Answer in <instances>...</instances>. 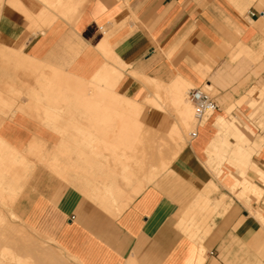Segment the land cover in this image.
<instances>
[{"label":"crops","instance_id":"0c3cea01","mask_svg":"<svg viewBox=\"0 0 264 264\" xmlns=\"http://www.w3.org/2000/svg\"><path fill=\"white\" fill-rule=\"evenodd\" d=\"M9 5L0 16L4 47L23 48L52 69L86 81L116 79L113 90L119 94L113 92L138 103L156 89L147 78L169 84L182 76L191 84L188 93L205 85L218 91L219 101L214 99L215 114L196 126L197 135H190L160 178L149 180L152 169L140 178L137 185L143 186L130 201L136 182L126 184L125 176L139 175L140 159L152 158L144 138L124 131L139 123L126 124L124 118L99 123L82 112L105 109L58 104L49 109L68 111L57 122L68 131L62 135L43 119L14 111L0 125L1 138L24 155L42 143L46 158L51 153L50 160L58 158L68 168L76 164L68 177L38 165L16 205L23 224L62 251L68 264H264L262 224L231 191L237 168L224 162L217 178L206 164L218 132L216 117H227L226 109L241 99L235 110L247 116L253 109L245 99L249 89L264 86V0H90L75 24L44 0H9ZM21 102L27 104L28 97ZM145 110L144 123L152 127L153 108ZM165 110L178 107L169 103ZM248 138L246 132L244 141ZM61 142L74 143L73 156L69 149L62 155ZM251 160L264 169V153ZM253 171L248 175L256 182ZM208 188L213 193L205 202L201 195Z\"/></svg>","mask_w":264,"mask_h":264},{"label":"bare ground","instance_id":"6f19581e","mask_svg":"<svg viewBox=\"0 0 264 264\" xmlns=\"http://www.w3.org/2000/svg\"><path fill=\"white\" fill-rule=\"evenodd\" d=\"M248 1H250V0H248ZM44 2H45L46 5H49L50 7H52L54 13L59 14L63 19L70 21V23L71 22L74 23L75 18H78V14L80 12H82V10H84L85 6L90 2V0H44ZM14 52L17 55L20 54V51L18 49H15ZM255 58H258V57H255ZM256 60L257 59H255V61ZM42 62H44V61H42ZM42 62H41V64H42ZM39 64H40V62H39ZM36 65H38V64H36ZM107 65H108V63H107ZM47 66L48 65H45L43 63L41 65V67L38 66L39 68L38 67L37 68L32 67L33 68L32 69V74H34V76H35L34 80H35L36 86L38 88L36 89V91L34 89L31 92V94L34 95V101L35 102L39 103L40 105L44 104L43 108H45V109H49V108L53 107L54 105H58V104H66V105H68V104H76L78 107H80L82 109L83 108H98V109L102 108V109H105V110H89V111L86 110L87 112L83 111L82 113H84V114L86 113V115H88L90 117V119L92 118V119H94L96 121H99V123L103 122V121L105 122V121L111 120V119H114V120L118 119L119 120V119H122V118H124L126 120V124L129 123V122L130 123L135 122V125L139 123L140 124L139 127H135V128L125 127L124 131H125V133H128L129 131L135 130V133L139 134L141 136L140 138L142 140L143 137L146 135V134H144L145 131L146 130L148 131V129H149V128L148 129L145 128V125L147 127H149V126L144 123L145 120L148 119L145 108L146 107H152L153 108V113H152V117H151L152 118L151 119L152 120V126L157 130L158 133H160V135L163 134V137H159V138H156V139L152 140L154 142L152 144V149L156 150L157 152H159V155H158V161L156 163H152V173L149 176V180L153 181L159 174H161L166 168H168L170 166V164L172 162V158H169L168 155L165 154L166 148L170 147V148H174V150L180 149V147H182L184 145L183 144L184 135H185L187 127L193 125L195 123V120L197 119L196 116H195L194 105L192 104V102L190 100L187 99L188 97H186L187 89H188L189 86H191V84L186 79H184V77H182V76H179L178 78L174 79L171 83L168 84V83L160 82L157 79H152L148 75L147 77L151 78V79L147 78L148 84H150L151 86H154L156 89L153 88V89H155V91L153 90L151 92V94L153 93L152 95L146 96L148 98L145 100L144 103L143 102L138 103V102H135V100L134 101L131 100L132 98L131 99L130 98L129 99L128 98H125V99L123 98L122 99V97L117 95L119 93H117L116 91L113 90L114 85L116 84V79L111 81L108 78H102L101 76H98V77H96L94 79L92 78L93 80L86 81V78H85V80H83L81 78H78L80 76H78V77L74 76V75H76L74 73L72 75L71 74L69 75L68 72H65V71L60 70V69H50L51 72H46L47 71L46 70ZM113 68H114V66H113ZM116 68H117V66H116ZM101 70L103 71V69H101ZM117 71H118V68H117ZM133 72L135 73V71H133ZM134 73H132V74H134ZM137 73H139V72H137ZM138 75L136 76V77H138L137 79H139ZM140 76H141V74H140ZM91 77H90V79H91ZM144 77H145V75H144ZM142 81L143 80H141V82ZM148 84L146 83L144 86H146ZM145 88L148 89V87H145ZM90 89L94 90L95 94H92V95L87 94V92ZM113 91L116 92L117 94H115ZM20 93H21V91H15V94H14L15 98H14V100L12 102V105H17L18 100H19V97L17 95H19ZM250 93H252V92H250ZM147 94H150V93H147ZM146 97H144V98H146ZM167 100L171 104H175L178 107V111L174 112L173 115H172L171 112H169L170 113L169 114L165 110H162L161 107H159L164 101H167ZM117 106H119V108H123V110H111V109L117 108ZM15 109H13V110H15ZM50 116L54 117L53 115H50ZM75 117H77L76 119H78V116H71V118H75ZM216 118H217V120L215 122L216 126L221 127V126H224V125H226V126L229 125V127H231L229 133H232V134L234 133V135H236L237 137H243L244 139L246 138V131H245V129L242 128V125L239 122V119L236 118L237 121L230 120V124H228L229 121H228L227 117L220 115V116H217ZM127 120H130V121L127 122ZM132 120H135V121H132ZM80 130H81V128H80ZM84 132H86V131H84ZM60 133L62 135H65V134L68 133V131L66 129H62V130L59 131V134ZM164 135H167V137L164 138ZM62 140H60V141H62ZM39 141H41V140H39ZM39 141H37V142L35 141V142L38 143ZM64 141L66 142V140H64ZM29 142H30V140L28 141V145H29ZM65 142H64V144L61 142L63 145L61 143H60L61 145L60 144L58 145V146H62L61 147L62 148L61 149L62 155H63V153L69 154L68 153V149L70 150L69 152L72 151L70 153V154H72L73 150H71V148H69L72 145V143H71V145L69 144L70 146L68 145L69 147H67L68 143L65 144ZM55 144H57V143H55ZM41 145H42V143H41ZM41 145L34 144V145L31 146V150L33 149L32 150L33 152H35L34 150H37L36 152L42 151V149H44L45 146L42 145L43 148H41L40 147ZM54 146L56 147V145H54ZM73 146H74V143H73V145L71 147H72V149L73 148L75 149V146L74 147ZM76 147L79 148L78 144L76 145ZM80 147L83 149L82 146H80ZM139 147H141V146H139ZM28 148L30 149L29 146H28ZM53 150H55V148ZM58 150H59V148H58ZM58 150H57V152H60ZM28 151H30V150H28ZM29 153H27V154L29 155ZM35 153L32 154V155L34 156ZM45 153H46V151H45ZM59 154L60 153H58V155ZM25 155L23 154L22 149L20 151L18 148H16V146H12L10 143L6 142L3 138L0 137V203L2 204V206L7 207L9 209V211L11 212L12 217H14V218L15 217L18 218L19 216L17 215L16 212H14L12 210V206H13L14 202L16 201V199L18 198L19 193L22 191V189H23V187L25 185V182L27 181L26 180L27 177H25L24 176L25 174L22 173L23 174L22 178L23 179L25 178V180L19 182V180L21 179L20 176L22 175V174H20L21 169L19 170V166H20V164L22 165V162L24 161V159H25V162H26V156H28V155H26V156ZM36 155H37V153H36ZM38 155H40V154H38ZM45 155L46 154H44L43 157ZM48 155H47L46 159L50 160V158H48ZM50 155H51V153H50ZM50 155H49V157H50ZM56 155H57V153H56ZM73 155L74 154H72V156ZM33 156H32V158H33ZM39 157H41V155ZM222 157H225V156H222ZM34 158L38 159L37 156L34 157ZM71 158H72V161H73L74 157H71ZM43 159H45V158H43ZM68 159H69V157H68ZM70 159H69V161H71ZM29 160H31V159H29ZM39 160H40V158H39ZM64 160H65V158H64ZM78 160L79 159L75 160L74 162L76 163V161H78ZM83 160H81V163L83 162ZM28 161H27V163H29V164L27 166H30V161L29 162ZM128 161H130V160H126V162H128ZM49 162L52 163V164L50 163L51 166H53L57 171H59V173H63V176H65V177H68V171L70 172V169L72 170L71 167L73 165L70 166L69 167L70 169H69L68 168V164L67 163L62 164V162L58 158L54 159V160H51ZM75 165L73 167H75ZM84 165H83V167H85ZM27 166H25V169L28 168ZM78 166H76V168ZM83 167L81 166L79 170L82 171ZM78 168L76 170L74 169V172L75 171L77 172ZM28 169H27V171H28ZM23 171H25V170H23ZM82 172H84V171H82ZM82 172H81V174H82ZM253 173L257 177V173H255V172H253ZM131 179H132V176H125L126 184H128ZM238 181H239V183H241L243 185L245 190L247 189L248 191H250V195H252V196H254L256 194H258L256 196H259L260 194L262 195L261 186H259L255 182H253L251 180V178L249 177V175H245L243 180H239L238 179ZM236 183H238V182H236ZM235 185L237 186V184H235ZM142 186L143 185H137L136 186V188L133 190L134 195L139 193V189ZM4 207H3V209H4ZM3 209L0 207V221L8 219L7 216L4 214ZM258 216L259 217H256L258 219V221L264 222V215L263 214H259ZM6 223H5V225H8ZM0 225H1V223H0ZM9 226H10V224H9ZM9 226H7V227H9ZM7 227H5V228H7ZM3 228H4V226H3ZM21 229L20 230L17 229L18 232L21 231ZM4 230L5 229H3V231ZM10 230H11V228H10ZM3 231H2V234L5 235V233H3ZM23 231H25V230H23ZM5 232H6V235H7V230H5ZM14 233H15V231H14ZM23 233H25V232H23ZM19 235H21V233H19ZM23 237H25V236H23ZM23 237H21V238H23ZM10 238H14V239L17 240V237L12 235V234L7 235V237L5 236V239L3 237L5 242L2 241V243L0 245V247H1L0 254L2 255V257L7 259L8 261L10 260V263L13 262L14 264H35L34 260L30 259L31 255H30V257L29 256H25V255L23 256V255L19 254L18 252H16L15 248L18 247V245H20L21 242L18 243L19 242L18 241V242L15 243L13 241V243H12L10 241ZM18 239H20V237ZM23 239H25V238H23ZM29 239L25 240L26 247H27L28 241H29V243H31V241ZM20 240H22V239H20ZM3 242H4V244H3ZM22 243H24V242H22ZM16 244H17V246H16ZM14 245H15V247H14ZM31 246H32V244H30V247ZM19 247L17 249H19ZM32 247H33L32 250H33V253H34V251H35L34 249L36 247L35 248H34V246H32ZM46 247H49V246L47 245ZM20 249H21V247H20ZM27 250H29V249H27ZM32 250H31V252H32ZM40 252L39 253L37 252V254L40 255ZM45 252H47V251H45ZM60 253H61V251H60ZM35 254H36V252H35ZM27 255H29V254H27ZM35 257H37V259H38L37 255ZM35 257H33V258H35ZM49 257H51V256H49ZM43 260H44V258L41 260V262ZM46 260H48V258ZM58 260H60V259H58ZM48 262H50V261H48ZM48 262L45 261V264H47ZM37 263H39V261ZM56 264H59V263H56Z\"/></svg>","mask_w":264,"mask_h":264},{"label":"rangeland","instance_id":"374dc122","mask_svg":"<svg viewBox=\"0 0 264 264\" xmlns=\"http://www.w3.org/2000/svg\"><path fill=\"white\" fill-rule=\"evenodd\" d=\"M5 6L11 7L9 5V0H0V16H1L2 11H3ZM33 26H36V25L33 24ZM36 27H38V26H36ZM37 30L38 29H34L32 31H37ZM6 42H8V41L5 38L2 39L0 36V46H2V47H0V125L4 121V119L8 116H11L14 113V111L23 110V111H26L30 114H33L34 116H36L40 119H43L44 121H46L47 124L54 126L58 131H60V128L62 126L58 125L57 122L65 113H68V111H66V110L65 111H58V110H54V109H45V108H43L44 104L40 105L39 103L35 102L34 101V95L31 94V92L34 89H35V91L37 89V86H36V83L34 80L35 76H34V74H32V69H33L32 67H34V68H37L38 66L41 67V65L43 63L41 64V61L36 60V59L24 54L23 48L21 50L18 47V50H20V54L17 55L12 48L4 47L6 45ZM39 62H40V64H39ZM36 64H38V65H36ZM50 69H52V67H50V68L46 67L47 72H51ZM22 73H24V74H22ZM263 75H264V73H263ZM263 83H264V78H263ZM257 86H258L257 84H254L249 89L248 95L245 97L246 100L249 99L250 107L253 108L250 112H247V116H244L241 113L238 114V111L235 110L236 106H240L244 102V101H241L242 99L239 100L236 104H233L232 106H230L229 108L226 109V111L228 112V113L226 112L228 114L227 115V119L229 121L228 124H230V120L237 121L236 120V118H237V119H239L240 123L243 125L242 126L243 129H244V125H245V127H248L250 130H252V132L246 131L249 135L247 142L244 141L245 139L243 137H237L236 135H234V133L233 134L229 133L230 129H231V127H229V125H227V126L224 125L221 127L217 126L218 132H217L215 138L213 139V141L211 142V144L207 150L209 159L206 162V164L211 169L214 176L217 178L222 177L221 176L223 173L222 165L224 162H229L230 164H233L237 168V171H238L236 176H235L236 182H238V183H235V184H237V186L234 185L232 187L231 191L233 192V194L236 196L237 199H239L242 203L246 204L247 208L249 210H251L252 214H254L256 217H259L258 216L259 214L264 215V209L261 208V205L264 204V169L259 167L256 163H252V160H251V157L254 154L264 153V86H258V87ZM202 87L205 88V85H203ZM194 88H196V87H192L190 91H192ZM15 91H21V93L19 95H17L19 97L17 105H12V102L15 98V96H14ZM210 92H211V95L213 96V98L216 99L218 91L216 89H213ZM250 92H252V93H250ZM188 96H189V93L187 92L186 97H188ZM27 97H28L27 104H23L21 101L27 99ZM187 99L189 100V98H187ZM216 101L219 103V101L217 99H216ZM168 103H170L168 100L164 101L159 107H161L162 110H165ZM13 109H15V110H13ZM165 111L169 113V111H167V110H165ZM173 112L174 111L171 110L172 115H173ZM50 115H53L54 117H52ZM257 120H259L260 122ZM197 123H198V121L196 119L195 123L193 125L187 127L185 135H184V142H183L184 145L188 142V140H190L191 132L196 130ZM145 128L146 129L149 128V129H148V131L146 130L144 133V134H146L143 137L145 142H142V145L147 147V148L144 147V150L152 152V158L140 159L139 165H138L139 169L135 170V171H139V175H132V179L128 183V184H132L133 181L135 180L136 183L133 186V190H134V187H136V185L138 184L140 178L143 175L149 173V171L152 169V163H156L158 161L159 152L152 149V144L154 142L152 141L151 143H149L148 142L149 137L152 140L159 138V137H163V134L160 135V133H158L157 130L153 126L152 127H145ZM150 135L152 136V138ZM165 137H167V135H164V138ZM184 145L182 147H184ZM182 147H180V149H177V150H174V148L167 147L168 149L166 148L165 154L168 155L169 158H172V162H173L175 160V157L178 155V153L182 149ZM34 151L36 152L37 150H34ZM35 152L31 151L29 153V155L31 157L28 159L26 158V162L24 159V161L22 162V165L20 164V166H19V170L21 169L20 174H22V173L25 174L24 176L27 177L26 178L27 181L25 182V185H24L22 191L19 193L18 198L16 199V201L14 202V204L12 206V210L14 212H16L18 215H19V213L17 212V209H16L17 202H18L21 194L23 193L28 181H30V179L35 174L38 165L47 164L51 170L55 169L53 166H51L52 163L49 162L51 160L48 161V159H46V156L43 157L44 153L42 151L36 152L37 155ZM34 153H35V155L33 156L32 154H34ZM38 154H40L41 157H39L40 155H38ZM32 156H33V158H32ZM36 156L38 157V159L34 158ZM222 156H225V157H222ZM39 158H40V160H39ZM43 158H45V159H43ZM29 159H31V160H29ZM28 160L30 161V166H27L29 164V163H27ZM172 162H171V164H172ZM23 164L29 168L28 169L26 167L28 169V171H27V169H25V166ZM31 166L33 168L34 167L35 168L33 169ZM168 168H166L161 174H159L155 180L160 178L161 175ZM250 169L254 170L253 172L257 173L256 178L258 179V181H256V182L254 180H252V181L255 182L256 184H258L259 186H261V188H262V195L260 194L261 196L260 195L256 196L258 194L254 195V196L250 195V191H248L247 189L245 190L243 185L241 183H239V181H238V179L243 180L244 176L249 174L248 171ZM23 170H25V171H23ZM23 174L20 176L21 179L19 180V182L25 180V178L24 179L22 178ZM212 186H213V184L211 185V187ZM133 190L130 193L129 201L132 200V198L134 197ZM212 193H213V191H211L210 188L206 189L204 194L201 195V199L204 200L205 202H207L209 199V194H212ZM127 203L128 202H125V204H127ZM252 203H256L257 207H253ZM0 207L3 209L4 206H2V204L0 203ZM120 208H124V206H121ZM7 209H8L7 207H4L3 211H4V214L7 216L8 219L0 221V223H1V225H0V229H1L0 230V232H1L0 233V245H1L2 241H4L5 236L7 237V235L12 234V235L17 237V240L14 238H10V241L12 243H13V241L15 243L18 241H19L18 243L21 242V244L18 245V247L20 246L21 249H20V247H19V249H17L18 247H16L15 248L16 252H18L19 254H21L23 256L25 255V256L30 257V255H31L30 259H33L35 264H39V263L41 264L42 262H43L42 264H45V261L46 262L50 261L47 264H55V263L68 264L69 263V259L67 257H64V255L62 254V251L60 253L59 250H56L54 248V245L49 240H45V239L38 237L34 232H32L30 229H28L23 224V222L20 218V215L18 218L17 217L14 218V217H12L9 209L8 210ZM213 213H214V211L211 212V214H213ZM5 221L6 222L8 221V222L6 223ZM4 222L8 225H5ZM260 223L263 224L262 227L264 230V222H260ZM9 224H10V226H9ZM3 226H4V228H3ZM7 226H9V227H7ZM1 227L3 229L7 230V235H6L5 230L3 231V229ZM5 227H7V228H5ZM10 228H11V230H10ZM19 228L21 229V231L18 232V230H20ZM23 230H25V231H23ZM2 231H3V233H5V235L2 234ZM14 231H15V233H14ZM23 232H25V233H23ZM19 233H21V235H19ZM1 235L4 237V239ZM23 236H25V237H23ZM19 237L22 240L18 239ZM21 237H23L25 239H23ZM28 239L31 241V243H29V241H28L27 247L28 246L29 247L27 248L26 244H25V240H28ZM4 242H3V244H4ZM22 242H24V243H22ZM30 244H32V246H34V248L36 247L34 249L35 250L34 253L32 250L33 247L31 246L32 247L31 248ZM47 245L49 247H46ZM16 246H17V244H16ZM14 247H15V245H14ZM27 249H29L30 251ZM0 250H1V247H0ZM31 250H32V252H31ZM45 251H47V252H45ZM35 252H36V254H35ZM37 252L38 253L40 252V255L37 254ZM27 254H29V255H27ZM36 255L38 256V259H37V257H35ZM32 256L35 258H33ZM49 256H51L52 258ZM41 258L42 259L44 258V260L42 262H41V260H42ZM47 258H48V260H46ZM2 259H3V257L0 254V264H12L13 263V262L10 263V260L8 261L7 259L6 260L4 259V261H3ZM58 259H60V260H58ZM37 260L39 261V263H37L38 262Z\"/></svg>","mask_w":264,"mask_h":264},{"label":"built area","instance_id":"2783aa9c","mask_svg":"<svg viewBox=\"0 0 264 264\" xmlns=\"http://www.w3.org/2000/svg\"><path fill=\"white\" fill-rule=\"evenodd\" d=\"M195 108V116L197 118V125L207 120L219 108L217 102L214 100L211 92L203 87L194 88L188 96ZM192 136L197 135V131L191 132Z\"/></svg>","mask_w":264,"mask_h":264}]
</instances>
